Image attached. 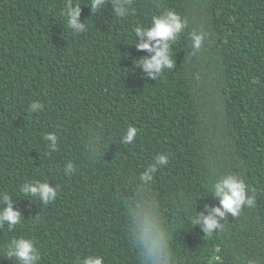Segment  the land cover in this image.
<instances>
[{
	"label": "trees",
	"instance_id": "obj_1",
	"mask_svg": "<svg viewBox=\"0 0 264 264\" xmlns=\"http://www.w3.org/2000/svg\"><path fill=\"white\" fill-rule=\"evenodd\" d=\"M74 3L84 33L67 29L65 0H0V193L22 214L12 232L0 228V245L32 238L41 264L91 254L138 264L125 205L139 193L169 221L177 264H264V0H132L125 20L110 4L93 13L89 0ZM161 8L187 27L172 45L173 69L152 77L137 66L151 54L133 28ZM193 31L205 34L195 53ZM33 101L43 110L32 112ZM128 126L138 132L125 145ZM53 132L55 150L44 139ZM158 154L168 164L145 177ZM229 174L253 206L204 234L188 215L220 206L206 188ZM28 180L57 198L22 195ZM0 264L15 260L0 252Z\"/></svg>",
	"mask_w": 264,
	"mask_h": 264
},
{
	"label": "clouds",
	"instance_id": "obj_2",
	"mask_svg": "<svg viewBox=\"0 0 264 264\" xmlns=\"http://www.w3.org/2000/svg\"><path fill=\"white\" fill-rule=\"evenodd\" d=\"M105 4L111 5L115 16L120 20L127 19L133 12L132 0H89L88 3L93 13H98ZM80 14L79 4L74 3V0H65L61 15L67 29L74 34L84 33L87 30V25L79 22ZM186 27L185 18L167 8H161L158 15H153L147 26L137 24L133 28L135 38L138 36L143 40L146 37L147 42L139 43L136 46L138 50H146L151 54L150 58L141 61L137 66L142 67L152 77L161 76L165 69L172 70L174 67L172 45L180 39ZM190 40L193 52H198L205 40V34L203 32L196 34L193 31L190 34ZM30 109L32 112H39L43 110V105L33 101L30 104ZM137 132L136 127L128 126L121 136L123 143L125 145L134 143ZM57 138V134L54 132L44 135V139L51 142L49 147L52 150H55ZM103 146H105L103 140L97 142L96 150ZM167 164L168 160L163 154L156 155L154 163L149 164L145 177L148 176V173L154 175L158 166ZM72 169L73 164L68 163L64 174L67 175V172ZM141 179L147 184L144 177ZM32 183V180H28L19 192L26 197L38 198L43 201L44 205L50 204L57 198L58 192L49 187L47 182L37 183L36 187H33ZM206 190L213 192L219 198L220 206L210 208L205 205V211L209 213L207 216L203 213L197 215L194 210L190 211L188 215L191 225H199L204 234L211 235L217 228L223 229V226L219 225L217 217L224 218L228 214L239 216L242 206L247 205L249 208L253 206L254 197H246L243 180L231 174L216 183L214 187H207ZM137 196L138 199L125 205L127 209L125 216L127 223H130L129 243L137 254L138 264H177L172 244L171 226L161 214L158 202L154 199L149 200L139 193ZM5 204L8 205L6 208ZM21 218V212L14 211L11 207L10 194L0 193V228L6 225L7 230L12 232L15 226L21 223ZM0 252H3L7 259H14L15 264H41L42 260L36 242L23 235L13 236L5 244L0 245ZM75 264H105V258L101 255L91 254L86 257H77Z\"/></svg>",
	"mask_w": 264,
	"mask_h": 264
}]
</instances>
